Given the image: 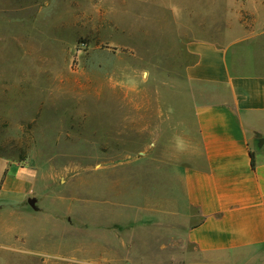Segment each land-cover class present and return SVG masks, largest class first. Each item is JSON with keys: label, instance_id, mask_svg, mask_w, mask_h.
<instances>
[{"label": "rangeland", "instance_id": "rangeland-1", "mask_svg": "<svg viewBox=\"0 0 264 264\" xmlns=\"http://www.w3.org/2000/svg\"><path fill=\"white\" fill-rule=\"evenodd\" d=\"M263 36L264 0H0V264H186L185 43Z\"/></svg>", "mask_w": 264, "mask_h": 264}, {"label": "crops", "instance_id": "crops-1", "mask_svg": "<svg viewBox=\"0 0 264 264\" xmlns=\"http://www.w3.org/2000/svg\"><path fill=\"white\" fill-rule=\"evenodd\" d=\"M184 49L191 59L183 69L191 95L184 262H264V39H191Z\"/></svg>", "mask_w": 264, "mask_h": 264}, {"label": "trees", "instance_id": "trees-1", "mask_svg": "<svg viewBox=\"0 0 264 264\" xmlns=\"http://www.w3.org/2000/svg\"><path fill=\"white\" fill-rule=\"evenodd\" d=\"M251 158H252V167L254 168L255 165H254V156H253V153H251Z\"/></svg>", "mask_w": 264, "mask_h": 264}, {"label": "water", "instance_id": "water-1", "mask_svg": "<svg viewBox=\"0 0 264 264\" xmlns=\"http://www.w3.org/2000/svg\"><path fill=\"white\" fill-rule=\"evenodd\" d=\"M31 204L33 205V202H31Z\"/></svg>", "mask_w": 264, "mask_h": 264}]
</instances>
